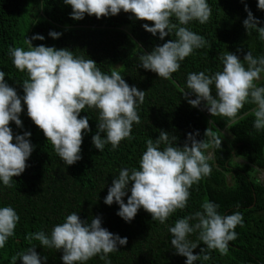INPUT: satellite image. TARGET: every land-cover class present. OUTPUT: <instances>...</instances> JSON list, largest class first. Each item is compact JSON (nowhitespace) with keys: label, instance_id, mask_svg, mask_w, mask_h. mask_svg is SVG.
<instances>
[{"label":"trees","instance_id":"16d2710c","mask_svg":"<svg viewBox=\"0 0 264 264\" xmlns=\"http://www.w3.org/2000/svg\"><path fill=\"white\" fill-rule=\"evenodd\" d=\"M207 3L211 9L208 22L191 21L186 25L205 38V45L180 62L179 70L170 79H163L143 69L139 57L176 37L173 34L161 40L159 34L153 36L143 27L145 23L154 26L151 22L137 20L123 11L100 19L85 15L83 20L76 21L71 18V6L63 0H0V71L5 72V82L21 99L25 95L22 83L28 76L14 66L9 48L27 50V39L37 34L44 40H32L33 47L68 49L76 57L94 60L105 74L117 71L130 87L146 92L143 104L136 109L140 123L133 124L130 138L121 141L116 150L110 144L102 152L94 147L92 137L97 132L99 112L86 107L79 118H89L91 131L83 132L82 158L71 166L59 158L42 130L27 115L22 99V127L15 122H10L9 127L14 137L30 132L33 151L25 171L13 178L12 187L0 181V208L10 206L20 217L14 235L0 249V264H12L13 256H17L16 264H22L18 253L32 247L41 257V264H45V256L46 264H63L62 251L44 248L29 236L39 231L50 236L54 226L72 213L87 222L98 217L103 228L127 238V245H118V251L109 254L111 264H186V257L175 254L169 228L178 219L202 211L206 200L218 205L221 215L239 211L243 226L235 228L237 238L228 243L226 254L213 250L209 260L201 258L195 264H264V178L260 177L264 174V130L253 127L255 105L246 103L236 122L227 126L226 118L211 116L204 103L194 108L184 98L189 73L213 75L222 71L221 53L235 54L241 62L248 51L254 57L264 56V41L259 39L258 32L253 30L248 36L243 26L248 15L245 7L261 22L258 27H264V11L258 8V0H207ZM172 22L178 23L175 18ZM51 31L60 33V38L53 39ZM255 83L264 87V73ZM209 128L222 142L221 147L210 146L204 151L211 173L192 186L187 206L177 209L165 223L153 221L143 208L128 223L117 215V203L111 206L104 203L114 177L122 169L139 168L147 140L158 139L160 130L169 133L170 139L173 135L177 137L174 146L182 148L189 133L199 132L196 136L199 141L211 139L205 137ZM105 135L101 133L102 137ZM160 147L163 150L165 145ZM127 199L124 197L125 203ZM188 239L200 243L193 251L194 255H200V249L206 246L198 241V233L190 234ZM84 264L107 262L97 255Z\"/></svg>","mask_w":264,"mask_h":264},{"label":"clouds","instance_id":"9594fccd","mask_svg":"<svg viewBox=\"0 0 264 264\" xmlns=\"http://www.w3.org/2000/svg\"><path fill=\"white\" fill-rule=\"evenodd\" d=\"M63 2L71 6V18L76 21L83 20L85 15L100 19L123 11L133 14L137 20L151 22L154 26L143 25L145 31L153 36L159 34L161 40L174 34L175 39L139 57L140 66L156 73L159 78L170 79L171 74L179 70L180 62L206 43L203 36L190 31L186 25L191 21L208 22L211 9L207 0ZM258 8L264 11V0H258ZM245 11L248 15L243 26L247 35L251 36L256 30L259 39L264 41V27H258L261 22L247 7ZM173 18L178 23H173ZM49 35L59 39L61 34L51 31ZM32 40H44V37L38 34L32 36L27 39V50L9 48V55L20 72H27L28 78L22 83L25 93L22 99L27 106V115L42 130L59 158L68 166L82 158V134L85 130L91 131L89 118H79L86 107L99 112L97 132L92 142L100 152L106 144L116 150L121 141L130 138L133 124L140 123L136 109L138 104H143L146 92L130 87L117 71L103 73L90 58L76 57L68 49L57 50L44 45L33 47ZM219 59L222 71L213 75H206L205 72L188 74L184 98L194 108L204 103L211 116L226 118L227 126L236 122L246 103H251L255 105L253 127L257 131L264 130V87H257L255 83L264 73V56L254 57L248 51L241 62L235 54L227 52L221 53ZM5 75L0 71V181L4 186L12 187L13 178L25 171L33 146L30 132L14 137L9 127L10 122L22 127L20 114L23 108L21 97L5 82ZM191 95L196 98L189 99ZM101 133L106 135L102 137ZM196 136L199 132L195 135L189 133L187 142L181 148L174 146L177 137L173 135L170 139L169 133L160 130L158 139L147 140L139 168L122 169L114 177L104 203L109 206L117 203V215L128 223L141 208L151 215L153 221L165 223L177 209L187 206L192 186L210 175L211 167L204 151L210 146L221 147V140L214 136L210 128L206 130L205 137L211 139L199 141ZM162 144L165 145L163 150L160 147ZM126 196L127 203L124 202ZM218 207L206 200L201 206L202 211L178 219L169 228L175 254L186 257V264H195L201 258L209 260L213 250L226 254L228 243L237 238L234 230L237 225L243 226L242 214L237 211L221 215ZM19 219L12 207L0 208V249L14 235ZM193 233H198V241L206 246L200 249V255L193 254L200 243L188 239ZM29 239L39 241L44 248L62 251L63 264H84L97 255L111 264L109 254L118 251V245L128 243L126 237L121 238L103 228L100 218L82 221L77 213L68 215L63 223L54 226L50 236L39 231L30 235ZM18 257L22 264H41V257L34 247L18 253ZM47 259L46 256L43 258L45 264ZM16 262L17 256H13L12 264Z\"/></svg>","mask_w":264,"mask_h":264},{"label":"rangeland","instance_id":"374dc122","mask_svg":"<svg viewBox=\"0 0 264 264\" xmlns=\"http://www.w3.org/2000/svg\"><path fill=\"white\" fill-rule=\"evenodd\" d=\"M260 177H261V178H264V174H261Z\"/></svg>","mask_w":264,"mask_h":264}]
</instances>
